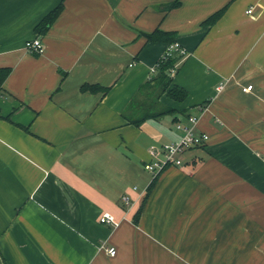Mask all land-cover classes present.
<instances>
[{"label": "crops", "instance_id": "1", "mask_svg": "<svg viewBox=\"0 0 264 264\" xmlns=\"http://www.w3.org/2000/svg\"><path fill=\"white\" fill-rule=\"evenodd\" d=\"M171 1L0 0V264H264V0L159 8ZM155 28L186 53L173 83L187 98L160 101L189 115L207 102L195 113L209 139L142 204L148 149L179 139L172 116L139 127L121 116L167 48L146 41ZM36 36L40 54L24 46Z\"/></svg>", "mask_w": 264, "mask_h": 264}, {"label": "trees", "instance_id": "2", "mask_svg": "<svg viewBox=\"0 0 264 264\" xmlns=\"http://www.w3.org/2000/svg\"><path fill=\"white\" fill-rule=\"evenodd\" d=\"M179 4V0H173L166 4L160 5L159 8L166 12L178 7ZM62 9L63 5L62 3H59L52 10H50L35 25L33 29L34 33L36 35L43 36L59 16ZM223 10L224 8L211 14L201 24L205 27L213 25L222 15ZM144 36L146 41L166 43L167 48L176 43V33L173 31H162L159 28H155L150 33L144 34ZM167 48L162 56L157 60L150 79L140 86L136 96L128 103L126 108L121 113L122 119L134 127H139L146 120H158L164 116H172L173 123L178 121L177 115H182L184 118L189 116V114L186 113V110L177 111L176 109L164 105L160 101L162 95H165L168 99L174 102H183L187 98V92L182 87L173 83V76L178 71L177 64L186 53L185 51H183V54L178 53L179 50H182L181 47H178L177 51L167 50ZM9 73V67H0V91L3 90V83L8 77ZM106 90L107 88H103L97 84L86 83L80 86L81 92L94 93L99 91L106 92ZM206 103L199 105L195 112L199 113ZM160 173L151 179L149 185L146 188V194L142 204L145 202L146 198L151 192L152 187ZM141 208L142 206L134 214V221L138 220Z\"/></svg>", "mask_w": 264, "mask_h": 264}, {"label": "built area", "instance_id": "3", "mask_svg": "<svg viewBox=\"0 0 264 264\" xmlns=\"http://www.w3.org/2000/svg\"><path fill=\"white\" fill-rule=\"evenodd\" d=\"M248 13L251 10L247 11ZM25 48L32 53L40 54L43 52V45L38 36L30 40L25 41ZM178 44L175 43L167 50L177 51ZM183 49L179 50V54H183ZM221 85L217 87V90L221 89ZM251 86L243 88V91H249ZM198 115H189L181 120H178L174 124L175 130L179 133V139L175 142L161 144L156 147H150L148 149L149 160L143 165V169L148 172L151 178L155 177L158 173L168 167H180L183 164L184 154L192 148H197L205 145L208 142V135L201 132L197 128ZM122 202L125 205L129 204V198L122 196ZM100 223L106 225H112L116 227L118 223L114 220V217L109 213H103L99 219ZM108 255L113 256L115 249L113 247L105 248Z\"/></svg>", "mask_w": 264, "mask_h": 264}, {"label": "rangeland", "instance_id": "4", "mask_svg": "<svg viewBox=\"0 0 264 264\" xmlns=\"http://www.w3.org/2000/svg\"><path fill=\"white\" fill-rule=\"evenodd\" d=\"M163 96H165V95H162L161 97H163ZM160 99H161V98H160ZM195 111H196V108H195V110H193V112L191 113V115H193V114L196 115Z\"/></svg>", "mask_w": 264, "mask_h": 264}]
</instances>
